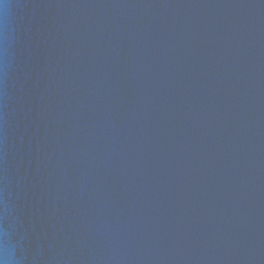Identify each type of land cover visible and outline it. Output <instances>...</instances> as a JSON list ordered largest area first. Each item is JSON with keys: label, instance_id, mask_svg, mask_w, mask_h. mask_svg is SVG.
<instances>
[{"label": "water", "instance_id": "95a60500", "mask_svg": "<svg viewBox=\"0 0 264 264\" xmlns=\"http://www.w3.org/2000/svg\"><path fill=\"white\" fill-rule=\"evenodd\" d=\"M3 264H264V0H0Z\"/></svg>", "mask_w": 264, "mask_h": 264}, {"label": "clouds", "instance_id": "9594fccd", "mask_svg": "<svg viewBox=\"0 0 264 264\" xmlns=\"http://www.w3.org/2000/svg\"><path fill=\"white\" fill-rule=\"evenodd\" d=\"M0 264H3V262H2V261H0Z\"/></svg>", "mask_w": 264, "mask_h": 264}]
</instances>
